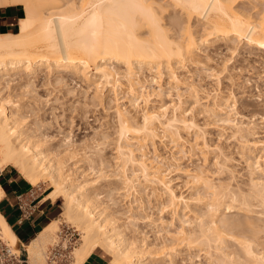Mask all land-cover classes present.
Returning a JSON list of instances; mask_svg holds the SVG:
<instances>
[{
  "label": "bare ground",
  "instance_id": "obj_1",
  "mask_svg": "<svg viewBox=\"0 0 264 264\" xmlns=\"http://www.w3.org/2000/svg\"><path fill=\"white\" fill-rule=\"evenodd\" d=\"M80 1V5L72 4L62 9L64 6H59L60 0H0V9L18 5L24 8V17L19 21L18 32L0 34V173L8 167H13L33 187L48 180L54 190L47 193L44 200L56 202L57 198H61L64 202L60 216L45 226L29 245L20 243L0 213L2 239L12 247L24 251L28 264L47 262L45 251L49 245L57 243L61 233L60 227L64 223L74 227L81 237L78 248L74 250L73 264H84L96 251L105 253L110 258L109 264H196L197 256L194 251L197 247L201 248L200 253L204 252L206 264H264V220L259 216L264 215L262 159L264 149L260 148L263 152L261 157L255 155L263 145L262 141L257 140L256 136L259 135L255 128L251 127L252 125L244 127L243 123L231 126L232 137L244 143L249 154L244 160L249 177L246 188L233 186L230 180L234 176L229 179L230 174L226 177L230 182L225 178L223 182L225 180L226 184H223L220 179L217 185L209 178L208 170L202 167L184 172L197 189H202L204 197L199 193L200 197H207L204 200L198 195V205L201 204L202 211L199 210L201 213L198 211L192 219L184 213L182 216L179 213L178 206L184 204L188 208L189 201L186 196L175 192L172 181L167 177L168 173L163 170L165 166L161 163L168 161L166 160L168 158H161L162 160L158 161L160 156H156L155 153L154 157H151L148 149L152 147L153 150H157L155 149L157 141L163 139L175 144L176 149L177 146H181L177 142L183 139L181 130L190 129L196 131L195 141L191 143L186 140V143L192 149L200 148L201 154L207 155L209 145L206 140L204 141L199 126L193 119L188 118L185 112H176L168 118L165 115L168 108L158 111L155 108L144 107L141 116H135V112L140 110L141 100L144 105L148 104L146 84H160V80L166 75L169 83L180 85L184 81L182 76L184 74L181 71L186 69V66H204L205 62L199 58L206 53L204 46L211 47L220 43L224 46L223 49L221 47L216 49L221 51L222 57H226V52L230 53L231 57H226L229 61L238 54L240 44L252 47L254 53L261 56L260 53H264V0H259L262 2L260 9L254 5V15L235 10L232 0H169L185 14L186 19L183 22L181 19L176 21L175 17L173 23L175 22L174 26L178 28V35L175 38L169 35L167 30L169 28H164L161 22V14L164 13L161 10L167 7L166 3L165 6L162 4L163 7L155 0ZM257 2L255 0V3ZM195 19L204 22L202 31L192 29L191 23ZM196 34L201 36L198 37ZM249 52V55L253 53L251 50ZM206 57L207 70H211L213 73L211 75L215 77L219 74L221 76L223 73L221 70L226 68L227 63L229 64L228 60L224 59L227 61L226 64L223 60L222 67L225 68L220 70L221 65L217 63L221 61L216 60L217 57L211 55ZM115 65L122 66L123 72L120 73ZM242 69L239 68L241 71ZM120 74L126 79L128 90L125 96L128 98L129 107L124 108L119 104L115 106L116 154L110 160L104 153L106 151L100 141L93 138L97 145L87 149L91 153L89 156L85 155L90 166L87 170L90 171L91 168L93 172L96 171L95 174L113 161L111 163V166L112 164L115 166H113L115 171L112 170L115 172L113 175L118 179L114 178L116 179L114 184L109 182L104 186H98L102 174L100 172L101 174L90 182L87 180L88 175L84 173L79 175L81 180L75 178L74 180L70 172L67 170L64 172L66 161L61 157L62 155L74 157L75 153L68 151V148L71 149L68 146L72 145V139L63 141L69 144L62 143L67 145L64 151H60L58 146L52 150L45 149V142L48 138L54 137L30 134L32 131L29 132L31 128L27 127L29 122L24 116L25 107L18 105L23 98L15 103L16 98H12L15 93L12 92L18 88L17 90H24L20 94H25V91H29V94L30 91L36 93V83H42L43 87L46 83L51 84L50 77H55V83L59 85L66 82L68 84L70 81L74 84L76 81L88 83L96 91L92 100L101 103L105 98L102 94L105 88H110L111 94L116 91L118 83L116 76ZM3 90H10L9 94L8 91L5 93L8 94L6 98L2 96ZM42 99L44 98L36 100L41 104ZM233 103L236 104L235 101ZM234 104H229V97L225 99L218 96L214 108L207 114L212 117H224L219 120L231 125L233 121L230 113L235 110ZM26 110L29 111L28 108ZM262 120L264 122V117ZM35 125L40 126L41 123L38 121ZM216 156L219 159L216 160V164L225 173H232L227 156L223 153H217ZM69 157L66 158L69 160ZM97 167L100 169L97 170ZM257 173H261V176H256ZM127 189H134L135 196L141 201L144 200L143 194H146L144 197L145 202H149V209L153 198L163 212L162 216L157 219L152 217L153 214L143 216L141 212L146 211L147 205L144 206L143 202L135 204L139 200L134 201L133 198L130 200L127 193L130 190ZM102 190H106V195L108 194L107 197L113 201L115 209H110L109 206L102 207L104 203L101 202L102 198H99L103 194ZM114 191L117 192L114 196L117 194L120 201L112 199ZM4 196L5 192L0 185V201ZM124 200L129 205L122 215H126V219L133 223L135 230L132 232L141 235L136 240L127 238L123 225H115L121 213L118 210L119 204ZM222 210L226 213L223 214ZM236 213H252L260 220L258 222L256 219L257 221L253 222V219L247 217L248 221L252 220L247 223L248 221L244 222L243 219L235 217ZM140 224L155 229L153 241H149V237L144 233L141 234V230L139 233ZM178 240L179 244L176 242ZM181 244L185 245L179 246ZM175 245L180 248L174 247ZM182 247L186 248L185 253H178ZM199 258L200 256L197 259Z\"/></svg>",
  "mask_w": 264,
  "mask_h": 264
},
{
  "label": "rangeland",
  "instance_id": "obj_2",
  "mask_svg": "<svg viewBox=\"0 0 264 264\" xmlns=\"http://www.w3.org/2000/svg\"><path fill=\"white\" fill-rule=\"evenodd\" d=\"M60 1L61 2H59V6L60 5L64 6L62 9H66L69 5L71 6L72 4L80 5L79 3L81 2L80 0H68V1L67 0H60ZM155 1H157V4L160 3L161 4L160 6H163V5L165 6V3H166L167 7L164 8V10H161V11H164L163 15L161 14V17H162L161 22L164 25V28H166V29L169 28L167 30L169 31V35L171 37H173V38L177 37L178 28H177V26L176 27L174 26L175 22L173 23V21H175L176 18H177L176 21L177 20L179 21L180 19L182 22L185 21L186 20L185 14L179 8H177L175 5L171 4L169 0H155ZM232 1L234 2L233 6H234L235 10L242 11V12L248 13V14L251 13L252 15L255 14V10H253L254 5L259 6V9H260V7H261L260 5L262 4L261 1H260L261 3L259 2V0H256V2L258 1L259 3L258 2L255 3V0H232ZM12 7H19V5L18 6H12ZM3 9H5V8H3ZM21 10L24 13L23 6H22ZM173 16H174V18H173ZM191 24L193 25L192 29L194 31H198V32L202 31L204 29V26H205L203 21L199 22V21H197V19L193 20V22ZM18 30H19V26H18ZM201 34L200 35L196 34V36L200 37ZM144 35H146V34H144ZM219 44L220 43H218L214 46H211V47L204 46L203 49H204V51H206V53L204 52L205 54L200 55L199 58H201V60H203L206 64L208 62L206 56L211 55V56L217 57L216 60L221 61V62L217 63L218 65H221V66H219V69L221 70V68H225V67L228 68V69L225 68L224 70H221V72L223 71L221 76H220V74H219V76H216V77H215V75H211L213 73L211 72V70H207V67L205 64H204V66L200 65L199 67L186 66V69L181 71L184 74V75H182L184 78V81L180 85H178L179 86L178 87V86L172 84L171 82L169 83V78L166 75H164L159 82L160 84H156V85L155 84H149V83L146 84L147 89H148V90L146 89V92H148L146 94L149 95L148 96V104L144 105V102L141 100L142 103H141V107L139 108L140 110H138V112H135L136 113L135 116L140 117L142 114V109L144 107L155 108L158 111L159 110L161 111L165 108L166 109L168 108L166 111L167 113L165 114V115H167V117L168 116L171 117L176 112H185L186 116L190 119H193L196 122V124L199 126V128H200L199 130L202 132L201 134L205 138L204 141L206 140L205 142L208 143V145H209V150L207 152L208 153L207 155H204L203 153L201 154L200 148L197 147L199 150L198 149H192L188 145V143H186V140H189L191 143H194V141H195L196 131L190 130V129L189 130H181V132H182L181 135H182L183 139H181V141H179L180 143L177 142V144L181 145V146L180 147L177 146L178 148L176 147V149L174 148L176 145L173 143L170 144L169 140L167 141V139L157 141L156 148H155L157 150H153L152 147H150L148 149L149 155L151 157H154L155 153H156V156H158V157L160 156L159 160H158V158H156L158 161L162 160L163 158L165 159V157L168 158V159H166L168 161L164 160L165 162L161 163V164H163V166H165V168L163 167V170H166V172L168 173V174L166 173L168 175L167 177L172 181L171 184H172L175 192L178 195L181 193L180 195H182L183 197L186 196V199L189 201L188 208H186L187 206H184V204H180L178 206L180 209L179 213L181 216L184 213L185 216L188 215L187 217H190L192 219L195 217V215L198 214L197 212L199 210L202 211V209H201L202 207H200L201 204L198 205V202H199L198 199L203 198L204 196L202 194V189H199V188L197 189L196 186L193 184V182L191 183V179L190 178H189L190 180L188 179L187 175H185V173H184L185 171L194 170L195 168L198 169V168L202 167L203 169L208 170L207 172L209 174V178L212 179V182L214 184L215 183L217 184L220 181V179H221V181H220L221 183L226 184V181H228V182L231 181V183H233V186H235L236 188L238 186V188H240V189L246 188V186L248 184L247 183L248 178H249L247 175L248 170L246 168L247 166H246V163L244 160L246 159V156L249 154L245 148V144L242 142L236 141L232 137V130H231L232 127L231 126L233 124L243 123L244 127L252 125L251 127H254L255 132H258L257 135H259V136H256L258 139L256 137L255 138L257 140H260L263 142V145L260 144L261 146L257 150V153H255V155L257 154L258 157H261L263 155V152L261 150L264 149V122H262L263 121L262 118L264 117V53L262 52V53H260L261 56H258L257 54L254 53V50H252V47L248 48V47H245L246 45L240 44V46L238 48V54L235 55V57H233L232 60H231V58H229L231 60V61H229L228 58H226V57H231V56H229L230 53L226 52V55L224 53V55L226 57H222V55H220L221 51L216 49L218 47L219 48L221 47V49H223L224 46H222L221 44L219 45ZM217 50H218V52H217ZM250 50L253 53L249 55ZM222 52H224V51L222 50ZM217 53H218V55H217ZM241 54H242V56H241ZM224 59L228 60L229 64L228 63L226 64L227 61ZM216 60L214 61L215 63L217 62ZM223 60L225 61V64L228 67L227 66L222 67V65H224ZM210 63L213 65L215 64L212 62H210ZM115 66L117 67L116 69L118 71H120V73L123 72V70L121 68L122 66H119V65L118 66L115 65ZM238 66H240L239 68H241V69L243 68L242 71L239 70ZM201 67H203V68H201ZM217 70H218V68H217ZM42 75H43V73H42ZM116 78L118 79V83H117L116 91L113 92L115 95L113 93L111 94V92H109L110 88L109 89L105 88L104 91L102 92V94H104L105 98H103L101 103L100 102L97 103L96 100H92L93 99L92 97H94L96 91H95V88L92 87L91 85H89L88 83L86 84L85 82L76 81L74 84L69 80L71 83L70 82L68 84H67V82L65 84L60 83V85H59L57 82L55 83V77H50L51 84L48 85L46 83L45 84L46 87L45 86L42 87L41 86L42 83L41 84L36 83V85H35L36 86V89H35L36 93H33V91L31 93V91H30V94H29V91H25V94L28 92L26 95L24 93L20 94L21 92H24V90H22V91L17 90L18 88L14 90L15 92L14 91L12 92L13 94L18 93L17 95H18V97H20V98H18L17 95L14 94V97H12V98L13 99L16 98L15 103H16V101L20 102L21 99L23 98L22 101L20 103H18V105L25 107L24 116H26L25 120L27 122H29V123H27V122L26 123H27V127L31 128V129H29V132L32 131L30 134L33 136H39V135L40 136L41 135L42 136L43 135H49L50 136L51 135V137H54V138H50V139L48 138V140L45 142V145H44L46 147V148L44 147L45 149H48V150L51 149L52 150L53 147L57 148V146H58V149L60 148L59 149L60 151H64V149L66 150L67 145H69V144L64 143L63 141L68 140V139H72V143H71L72 145L68 146V147H71V149L68 148L69 149L68 151H70L71 153H75L74 157H71V156L69 157V156H65V155L64 156L62 155L61 157H63V159L65 158V161H66V163L64 162V167H65L64 172L66 170L68 171V173L70 172L69 174H71V177L73 179L75 178L76 180H79L80 179L79 175H81V173H84V175H86V176L88 175L87 176L88 178L87 177L86 178L90 182L91 179L93 181L98 175H100L102 173L101 177L99 178L100 180H99L98 186H100V185L104 186V185H106V183H109V182L114 184L115 183L114 181H116V179H118V178L114 177L115 175H113L115 173V172H113V171H115L114 164H112V166H111V163L113 161L109 164V166H105V168H103L104 171L102 169L100 171L101 173L99 172V173L95 174L96 171L93 172L91 170V168L89 169L90 171L87 170L90 166L88 165L89 164L87 161L88 159H86V156H85V155H88V156L90 155L91 151L88 152L89 148L97 145V143L94 142L96 138H97L96 140L100 141L99 143L102 145V147H104V151H106L104 153L107 154V157H109L110 160H111V157L115 156V154H116L115 153L116 151H114L115 150L114 147H116L115 141L117 139V135H116L117 134V132H116L117 131V123H116L115 114H114L115 106H116V104H119V106H123L124 108L129 107L128 106L129 105L128 104V98H126V96H125L127 94V90H128V87L126 86L127 85L126 79H125L123 74L117 75ZM141 78L143 79L144 77L141 76ZM142 79H141V81H143ZM158 85H160V87ZM37 86H38V90H37ZM189 88H191V89H189ZM3 91H2V96L4 95L3 97L6 98V96L10 93L9 92L10 90H3ZM7 91H8V94L5 95V93H7ZM19 94H20V96H19ZM230 94L232 95V97H230L231 96ZM24 95H25V97H23ZM110 95L111 96L113 95V96L111 97ZM218 96L219 97L221 96L223 98L225 97V99L229 97V104H231V105L234 104L233 103L234 101L236 102V104H234L236 106L235 110H233V112H231L232 114L230 113V118L233 121L231 123V125H229L227 123H223L220 121L224 117L223 118L212 117V116L207 114L208 111H210L214 108L215 100H216V97H218ZM106 97H108V99ZM39 98H44V99H42V102H41L42 105L39 104V102H37V100H36ZM110 99H111V101H110ZM198 100H200V101H198ZM13 102H14V100H13ZM196 102H198V103H196ZM26 108H28L29 111L26 110ZM30 110H32V111H30ZM25 112H26V114H25ZM132 113L134 114V112H132ZM27 116H29L30 118ZM42 120L44 122L45 121L46 122L44 123ZM38 121L41 123L40 126L35 125V123H37ZM254 124H255V126H254ZM38 127L41 131L38 129ZM25 129H27V128H25ZM35 129L37 131H35ZM94 131L96 132V134ZM35 133H37V134L35 135ZM95 135H97V136H95ZM105 137L106 138L108 137V138L106 139ZM93 138H95V139H93ZM101 138H103L102 140H104V141H102ZM182 140H184V141H182ZM102 142H104V143H102ZM62 143L67 144V145L65 146ZM61 145H63V147ZM50 146H51V148H50ZM61 147L63 150L61 149ZM260 148H262V149H260ZM245 151H247V152H245ZM70 152H68V153H70ZM217 153H223V155L227 156V158L230 160L229 166H230L231 170L233 171L232 173H229V172L225 173V171H223L220 168V166L218 164H216V162L219 161V159H217V156H216ZM76 155L78 157H76ZM51 157H54V156L51 155ZM51 157H50V159H51ZM66 157L67 158L69 157V160ZM78 158H81L82 160L78 159ZM262 159L264 160V158H262ZM67 160H68V162H67ZM77 163H78V165H77ZM72 164H75V166H73ZM262 164H263V162H262ZM216 165H217V167H216ZM68 167H71V168H68ZM166 167H168L169 169L167 168L168 169L167 170ZM11 168H13V167H11ZM13 169H15V168H13ZM96 169L98 170L100 168L97 167ZM16 171L19 175H21L18 170H16ZM228 174H230V177L228 176ZM256 176H261V173H259V174L257 173ZM21 177H23V176L21 175ZM105 177L107 178V180ZM226 177H229V179H231L232 177L233 178H232V180L229 181V179ZM114 178H116V179L114 180ZM223 179H225L226 181L224 180V182H223ZM111 180H112V182H111ZM46 181L40 183L36 187H33L29 183L31 185V187L34 188V192L36 194V197L37 196H40V197L44 196L45 197V195L47 193L52 192L54 190L53 185L50 183V181H48V180H46ZM109 185H111V184H109ZM219 185H221V184H219ZM138 189L140 190V188H138ZM128 190H130V189H127V191ZM141 190H142V188H141ZM200 190H201V192H200ZM121 192H125V191H121ZM102 193H103V194H101L102 197L101 196L99 197V198H102L101 202L104 203L102 205V207L109 206L110 209H112V208L115 209V207L113 205V201L111 200L110 197H107L108 194L106 195V190H104V191L102 190ZM114 193H117V192L116 191L113 192V196H111L112 199H115L116 201H120V198H118V195L115 194L116 196H114ZM127 193L129 195L130 200H132V198L134 199V201L139 200L138 203L136 201L135 204L138 205V204H140V202H143L142 204H144V206L147 205L146 211L141 212V214L143 216L146 214H151V215L153 214L152 217H154L155 219L162 216L163 212L161 211L160 207H158L159 205H157V202L154 201L153 198L151 199V203H150L151 208L149 209V207H148L149 202H147V201L145 202L146 197H144V196L146 194H143V192H142V194L144 195L143 196L144 200L141 201L139 197L135 196L134 189L133 190L131 189ZM199 193H201L200 195L203 197H200ZM105 195H106V197H105ZM198 195H199V198H198ZM44 197H43V199H44ZM194 198L196 199V202H194V200H195ZM57 199L58 200L56 202H52L50 200L54 209L56 210L53 217L51 218V221L54 220L55 218H58L60 216V214L62 213V204L64 202L61 198H57ZM203 199L206 200L207 197H205ZM99 204H101L100 201H99ZM128 205H129V203L126 200H124L123 202H120L118 210L121 213L118 215V217H117L118 221H116L115 225L116 226H119V225L122 226L123 225V228L124 229L126 228L125 230L127 232L126 233V236H128L127 238L130 237L131 239L133 238L132 240H136L141 235H137V232H132L135 230V228L133 227V223L130 222L128 219H126V215H122L124 213L123 211H125V209L127 208ZM192 209H194V210H192ZM196 209H197V211H196ZM190 210H192V211L190 212ZM257 210L260 211L259 208H257ZM195 211H196V214H195ZM201 211H199V213H201ZM222 212H223V214L226 213L225 210H222ZM193 213H194V215H193ZM255 213L257 214V212H255ZM253 215L256 216L257 218L256 217L254 218ZM257 215H259V214H257ZM257 215L252 214V213H249V214H246V213L237 214L236 213L235 217L237 216L238 219L239 218L241 220L243 219L244 222L248 221L247 217H249V219H253V222H256L257 220L259 222L260 219L264 220V215H259V216H261L260 219H258ZM250 222H252V220L248 221L247 223H250ZM131 224H132V226H131ZM139 226H140L139 227V233L141 230L142 231L141 234L144 233L145 236L149 237L148 238L149 241H153L155 238V235H154L155 229L153 230L152 226L145 227V224H140ZM60 228H61V233L59 235L60 238L59 237L57 238V243L66 244V243H68L71 240H74L76 238L77 245H76L75 249L78 248V246L80 244V240H81L80 233L77 232L76 229L69 224L64 223L63 225H61ZM159 228L161 230V227H159ZM176 242H177V244H179L178 242H180V241L178 240ZM176 242H174V243L176 244ZM57 243H54L53 245H49L48 248L50 249L51 246H54ZM184 245L181 244L179 246H184ZM174 247H177V246L175 245ZM200 247L203 248L204 246H200ZM48 248L45 251V258L47 257L46 254H47ZM177 248H180V247H177ZM196 249L197 250L194 251V254L197 256V258L200 256L199 259H197V258L195 259L196 264H206L207 263L205 260L206 258L203 255L204 252H201L202 253L201 254L200 250H199L201 248L197 247ZM184 250H186V248L182 247L178 251V253H185ZM211 251H213V250H211ZM228 251H231V250H228ZM23 253H25V252H23ZM102 254H104V253H102ZM104 256L108 259L107 264H109L110 258L108 256H106L105 254H104ZM73 259H74V251H73V255H72V264L74 263ZM45 263H47V262L45 261ZM248 264H250V263H248Z\"/></svg>",
  "mask_w": 264,
  "mask_h": 264
},
{
  "label": "crops",
  "instance_id": "obj_3",
  "mask_svg": "<svg viewBox=\"0 0 264 264\" xmlns=\"http://www.w3.org/2000/svg\"><path fill=\"white\" fill-rule=\"evenodd\" d=\"M22 15L23 11L18 7L11 10L1 8L0 32L6 34L16 29ZM0 180L2 181L0 185L5 192V196L0 201V213L18 237L20 243L27 245L36 238L46 224L50 223L56 210L50 200L43 199L44 196L36 197L34 188L15 169L6 168L0 173ZM20 194H24L29 203L34 201L37 210L30 218L21 219L22 213L17 206V196ZM102 253L101 251L94 252L84 264H107L108 259L104 256L105 253Z\"/></svg>",
  "mask_w": 264,
  "mask_h": 264
},
{
  "label": "built area",
  "instance_id": "obj_4",
  "mask_svg": "<svg viewBox=\"0 0 264 264\" xmlns=\"http://www.w3.org/2000/svg\"><path fill=\"white\" fill-rule=\"evenodd\" d=\"M17 206L22 213L21 219L30 218L37 210L34 201L29 203L24 194L17 196ZM76 245L75 238L66 244L51 246L47 252V264H72V255ZM23 252L4 241L0 234V264H28L27 255Z\"/></svg>",
  "mask_w": 264,
  "mask_h": 264
},
{
  "label": "trees",
  "instance_id": "obj_5",
  "mask_svg": "<svg viewBox=\"0 0 264 264\" xmlns=\"http://www.w3.org/2000/svg\"><path fill=\"white\" fill-rule=\"evenodd\" d=\"M14 8H15V7H7L6 10H11V9H14ZM18 8L22 9V6H19ZM0 10H1V9H0ZM23 17H24V13H23V15H22L21 18H23ZM17 32H18V27H17L16 29H14L12 32H9V33H17ZM2 33H4V32H0V34H2ZM0 183L2 184V181H1V180H0ZM48 224H49V223H48ZM48 224H46L45 226H47ZM45 226H44V227H45ZM44 227H43V228H44ZM41 230H42V229H41ZM41 230H40V231H41ZM40 231H39V232H40ZM27 245H29V244H27Z\"/></svg>",
  "mask_w": 264,
  "mask_h": 264
}]
</instances>
